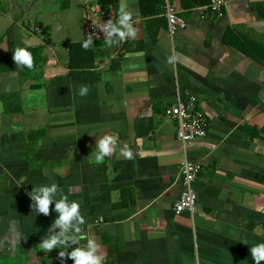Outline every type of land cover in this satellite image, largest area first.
<instances>
[{"label": "crops", "instance_id": "obj_1", "mask_svg": "<svg viewBox=\"0 0 264 264\" xmlns=\"http://www.w3.org/2000/svg\"><path fill=\"white\" fill-rule=\"evenodd\" d=\"M117 1L133 13L136 37L123 45L100 37L86 49L85 0L67 8L0 0V264H61L60 248H41L50 227L60 231L55 202L38 214L29 195L52 183L85 216L78 244L65 251L91 238L104 264H256L251 246L264 242V0H232L222 16L211 0H172L188 20L175 35L163 0ZM17 47L31 52L32 68L16 65ZM192 96L208 131L183 142L167 110ZM107 135L117 144L97 162L96 143ZM184 160L203 170L193 183L196 211L177 214Z\"/></svg>", "mask_w": 264, "mask_h": 264}, {"label": "clouds", "instance_id": "obj_2", "mask_svg": "<svg viewBox=\"0 0 264 264\" xmlns=\"http://www.w3.org/2000/svg\"><path fill=\"white\" fill-rule=\"evenodd\" d=\"M100 28L105 33V42L108 45L127 38H134L137 35L133 13L124 5H121L119 9L118 21L113 22L109 19ZM93 44L92 35H88L82 46L87 49ZM13 58L16 65L27 66L28 68H32L34 65L33 56L26 48L17 47L13 53ZM87 92V85L81 86L80 94L85 95ZM116 144L117 139L114 136L107 135L100 138L96 143L95 160L102 162L106 156L111 155ZM121 152L124 155H129L124 149H121ZM29 195L33 202L32 207H35L38 214H50V205L53 202H55V210L60 213L53 221V227L60 226V231L56 232L50 227L48 234L41 242V248L49 251L60 248L61 264H67V260L63 259L65 256L73 258L74 264H104L105 254L99 251L101 245L94 239H88L86 245L77 246L70 252L65 251L73 244H78V234L81 233V225L85 223V216L81 212V204L78 201L69 200L68 195L56 183L34 187ZM250 250L256 264L264 260V242L252 245Z\"/></svg>", "mask_w": 264, "mask_h": 264}, {"label": "built area", "instance_id": "obj_3", "mask_svg": "<svg viewBox=\"0 0 264 264\" xmlns=\"http://www.w3.org/2000/svg\"><path fill=\"white\" fill-rule=\"evenodd\" d=\"M231 1L211 0L209 7L219 16H222L224 15V8ZM163 10L168 20V30L171 35H175L188 26L187 18L180 13L172 0H163ZM117 18L115 11H108L98 0H85L86 38L88 35H92L93 40L105 37V33L100 28L101 25L109 19L115 22ZM36 31L41 34L42 27H36ZM126 40L119 41L120 45H123ZM167 114L176 121L177 136L183 142H192L207 135L208 119L196 96L179 100L167 110ZM180 170L183 176L184 188L182 194L174 203V211L177 214L185 211L194 213L197 208L198 194L193 183L201 174L203 165L184 160L180 165Z\"/></svg>", "mask_w": 264, "mask_h": 264}, {"label": "trees", "instance_id": "obj_4", "mask_svg": "<svg viewBox=\"0 0 264 264\" xmlns=\"http://www.w3.org/2000/svg\"><path fill=\"white\" fill-rule=\"evenodd\" d=\"M99 3L108 11H115L116 16L119 17V5L117 0H98ZM69 0H62L63 8H67L69 6Z\"/></svg>", "mask_w": 264, "mask_h": 264}, {"label": "rangeland", "instance_id": "obj_5", "mask_svg": "<svg viewBox=\"0 0 264 264\" xmlns=\"http://www.w3.org/2000/svg\"><path fill=\"white\" fill-rule=\"evenodd\" d=\"M62 1V0H61Z\"/></svg>", "mask_w": 264, "mask_h": 264}]
</instances>
